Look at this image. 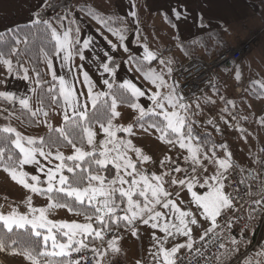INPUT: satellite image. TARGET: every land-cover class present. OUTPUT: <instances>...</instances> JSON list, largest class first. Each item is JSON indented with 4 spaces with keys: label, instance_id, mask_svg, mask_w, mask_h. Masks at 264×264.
<instances>
[{
    "label": "snow or ice",
    "instance_id": "6c2138e0",
    "mask_svg": "<svg viewBox=\"0 0 264 264\" xmlns=\"http://www.w3.org/2000/svg\"><path fill=\"white\" fill-rule=\"evenodd\" d=\"M128 2L126 15L138 24L137 5L134 0ZM53 7L51 0H42L31 19L54 42L49 51L40 50L50 80L36 67L27 66L21 59L26 53L19 48L7 56L0 53V86L5 89L0 91L4 105L0 115L7 113V120L20 111L30 124H42L48 130L44 136H32L11 123L0 126V170L26 192L21 202L25 211H19L20 205L7 212L0 210V252L20 256L25 264H111L105 258L109 252H121L123 234L140 239L147 227L151 230L147 264H192L193 260L195 264L201 260L227 264L242 245L250 244L232 235L234 226L239 228L238 210L244 207L238 185H245L244 195L251 198L248 219L254 213L264 214V156L253 161L257 169L236 180L237 165L228 145L217 144L209 133L195 132L194 117L201 115V104L189 102L180 91L171 59L141 44L138 29L140 50L133 54L125 43L129 28L124 17L116 16L124 26L114 29L112 16L81 7V12L117 39L113 43L105 36L110 51L98 49L94 37L82 36L72 9L56 15L59 28L45 19L43 13ZM165 15L175 18L172 27L178 30L191 9L187 0H176ZM197 19L200 27L206 26L202 14ZM21 42L27 44V36L17 40ZM121 49L127 58L118 62ZM53 58L59 60L60 72ZM75 58L80 63H73ZM93 64L100 72L95 79L87 70ZM122 65L124 76H120ZM133 72L139 75L130 76ZM233 76L241 79L239 68ZM9 80L25 82V91L11 90ZM253 83L260 87L257 97L264 96V81ZM30 94L36 95L39 107H32ZM220 99L234 107L231 100ZM204 103L215 101L207 98ZM121 108L133 114L127 123L121 122ZM50 112L60 117L58 126L51 122ZM204 119L221 131L214 120ZM259 123L264 126V119ZM153 136L164 150L149 154L146 146L134 142ZM254 186L258 199L252 196ZM34 196L46 198V205L34 206ZM58 209L83 220L51 219ZM197 229L202 230L198 240L194 238ZM177 237L184 239L181 242ZM209 242L216 248L210 254ZM244 256L242 264H264V246L255 255ZM136 264L146 262L141 259Z\"/></svg>",
    "mask_w": 264,
    "mask_h": 264
},
{
    "label": "crops",
    "instance_id": "0c3cea01",
    "mask_svg": "<svg viewBox=\"0 0 264 264\" xmlns=\"http://www.w3.org/2000/svg\"><path fill=\"white\" fill-rule=\"evenodd\" d=\"M94 1L98 2L101 6H113L116 3L122 9H130L128 0ZM41 3L42 0H0V32L19 24L31 23L32 13L34 10L39 9ZM175 3L176 0H155V2L145 0V6L147 8L155 9L160 14L162 13L163 17L155 21L154 26L151 25V28H146L145 31H143L142 27H139L140 41L146 43L147 39H155L157 35L165 38L164 33L171 32L170 39L176 41L179 50L182 42H193L198 44L196 56H210L225 47L238 46L252 34L258 35L256 43L248 54L243 55L236 62L222 64L217 71L211 87L202 91L189 101H196L201 104V110H198L201 112V115L194 117L197 120L194 129L200 133L211 134L212 140L217 144L221 142L226 143L229 150L233 153L235 163L247 169V172L248 170H254L258 165L253 161L259 158V148L264 141V126L259 123L261 119H264V96L261 98L257 97L256 93L260 91V87L258 84L253 83L255 80L264 81V0H187L189 8L191 9V15L186 21L179 24L178 30L172 27V24L175 23V18L170 15H165L166 10ZM75 6L80 12L79 15L77 11H73L82 25V36L94 37L98 49L110 51L107 41L104 38L106 36L110 40V34L96 20L91 17H83L85 12L80 11V8L83 7L81 4L77 2ZM198 13L205 17L204 23L206 26L203 28L199 26L200 22L197 19ZM126 17L129 19L128 16ZM145 32H147V35ZM136 39V32L133 34L130 32L127 42L134 54H137L140 50ZM203 39H206L207 42L204 43ZM155 43L157 51H159V43ZM53 60L54 66L60 72L59 60L55 58ZM250 61L253 64H250ZM73 63H80V61L78 58H75ZM124 67L122 65L120 76L125 75ZM237 68L242 72L241 79L238 81L233 76V70ZM44 70L47 72L45 65ZM87 70H89L94 79L100 75V72L97 71L94 64ZM129 75L139 74L133 72L129 73ZM77 87L83 86L78 84ZM9 88L17 92V94H20L25 91L26 85L21 80H9ZM30 95H32L31 101L35 103L33 94ZM221 96L225 100H231L234 107L233 105H225L224 100L220 99ZM197 98L199 99L197 100ZM207 98L215 101V104H205L204 101ZM35 106L37 107L36 104ZM193 108L195 109V104H193ZM225 108H227V111H224ZM120 110L123 121L127 123L133 114L124 108ZM256 116L260 118L259 121H252L251 118ZM205 117L214 120L221 131H215L212 125L206 123ZM225 120L228 121L227 125L224 123ZM239 129H244L245 131L240 132ZM134 142L138 145L143 144L142 140ZM156 143L159 145L156 148V153L164 150L162 144L158 141ZM11 185H14L13 181H11ZM13 188L15 189V187ZM200 191L203 192L204 189H200ZM150 231V229L144 227L140 239H133L135 244L131 245L134 246L135 253H138L140 256L147 257V250L151 244ZM201 231L197 229L194 232L195 239H198ZM128 236L127 234H123V238L119 241L121 251H127V248L121 241L129 243L126 239ZM183 239L182 237H177V240L181 242ZM246 247L247 245H242L240 252L234 254L227 264L237 258ZM115 255L109 252L108 257L105 258L106 261L111 260V264L116 263ZM243 260L244 258L232 264H242ZM17 262L18 264H25L22 258L17 260ZM0 263L8 264L1 256Z\"/></svg>",
    "mask_w": 264,
    "mask_h": 264
},
{
    "label": "rangeland",
    "instance_id": "374dc122",
    "mask_svg": "<svg viewBox=\"0 0 264 264\" xmlns=\"http://www.w3.org/2000/svg\"><path fill=\"white\" fill-rule=\"evenodd\" d=\"M152 1L155 2V0H152ZM77 2L79 4H81V6H83L85 8H90L94 12H98L99 14H101L105 17L112 16L113 18L110 21V23L114 29L124 26L121 24V22L119 20L116 19V16L118 15V16L124 17L125 23L127 24L128 28H129V33L131 32V34L136 32L137 29H138V31H140L139 27H142L143 31H145L146 28H151V25L154 26L155 21H158L163 17V14L162 13L160 14V12L155 11V9L147 8L145 6V0H134V2L137 5L136 10L138 12V21H139L138 24H135L131 17H129V19L126 17L127 12L130 10L129 8L128 9H122V8L118 7L116 5V3L113 6L110 5L107 7V6H101L98 2H96L94 0H74L73 1L74 4L69 9H72L73 11H77L79 15H80L79 9L75 6L77 4ZM61 8H63V7L59 3L58 5H55V7H53V9H54L53 12L51 11V8H49L47 10L48 12H52L51 14H53V15L51 17V20L53 22V26L57 27V28H59V26H58V22L54 18V14H56V13L58 14ZM64 9L67 11L66 8H64ZM160 10H165V9H160ZM73 15L77 18L76 14H74V12H73ZM83 17L86 18V17H90V16H88L87 12H85V15ZM128 20L130 22V26H129V23L127 22ZM65 23H67V22H65ZM79 26H80V28L82 27L81 23L79 24ZM135 27H137V28H135ZM108 33L111 36L110 40H112L113 43H117L116 37H114L110 32H108ZM145 33L147 35V32H145ZM148 33L151 35L150 32H148ZM164 35H165V38H162L159 35H157L155 37V39H147L146 43L149 45V48L152 51H157V47H156L155 42L159 43L160 50L157 52L162 54L163 57H166V58L171 59L173 61L172 65H171V67L173 68V74L172 75H173V79L175 81H177V79L175 77L176 67L180 63H182L184 60H186L187 58H190L192 56H187L184 53L182 55V53L180 52V50L178 49V47L176 45V41H173L170 39L171 32H168L167 34L164 33ZM252 35H256V38L254 40V44H255L257 41L258 35L257 34H252ZM252 35H250V36H252ZM144 37L146 38V36H144ZM247 39H245V40H247ZM125 43L128 44L127 41H125ZM143 43L144 42L141 41V44H143ZM133 44H134V42H133ZM246 54H248V53H246ZM198 57H203V56H198ZM120 58H125V59L127 58V54H125L122 51V49L117 54L118 62H120ZM250 64H253V63L250 61ZM44 65L46 66L45 61L43 59V66ZM152 66L156 67L157 65H156V63H154ZM47 75H48V73H47ZM2 90H5V89L3 88V86H0V91H2ZM188 101H190V100H188ZM31 104H32V107L35 109L36 108L35 104L37 105V103L36 102L34 103L33 101H31ZM16 106H18V105H16ZM37 107H38V105H37ZM6 115H7V113H3L2 115H0V126H3L4 124H7V123H11L12 126L16 127L19 131L23 132L25 135H32V136H42L45 132L48 131L47 128L45 126H43L42 124L39 126L38 125L29 126V125L24 124L21 119L16 118L17 115H15V114L6 120V119H4V116H6ZM50 116L54 117V119H52L51 122L54 125L58 126L60 123V117L58 115H56L55 112H50ZM251 119L254 122H258L260 118H258V116H256V117H253ZM121 122L126 123L123 120ZM142 142H143L142 145L146 146L145 149H146V151L149 152V154L156 153V148L159 145L156 143L154 136L149 138V139H144V140H142ZM64 151H65V154H69L70 150L64 149ZM236 165L239 169L242 168L237 163H236ZM257 168H258V166L255 169H257ZM244 170L245 171L242 173L246 177L248 172L246 171L247 169H244ZM13 187H15L16 190ZM256 188L257 187L254 186L252 189V192H254V190H256ZM25 194H26L25 190L21 186H18L15 182H14V185H11L10 177L6 173H4L3 170H0V210L7 212V211H10L13 207L20 205L19 211H21V212L25 211L26 207L21 203L25 197ZM46 203H47L46 198L39 197V196L33 197V205L36 207L45 206ZM243 212L247 214V225L249 224V230L248 229L247 230L249 231L250 239L251 240H254L255 238L257 239L256 250L254 253H252V255H255V253L261 251L262 246H264V214H255L254 213L253 218L248 219V207L245 210H243ZM50 218L53 220H68V221L80 220L81 222L83 220L82 217H76L72 213H69L66 209L56 210L53 214H51ZM237 238L238 237H236V239ZM126 239L129 241V243H124L122 241H121V243L127 248L128 252L126 250H122L119 254H116L115 255L116 263L121 262L120 264H136L137 260L143 259V260H145V262L147 264V257L140 256L138 253H135V250L133 248L134 246L131 245V244H135L133 241L134 238L128 236ZM240 240H242V239H240ZM0 256L8 264H18L17 260L21 259L20 256L10 254L9 252H0ZM243 258H245V257H243ZM0 264H2V263H0Z\"/></svg>",
    "mask_w": 264,
    "mask_h": 264
},
{
    "label": "built area",
    "instance_id": "2783aa9c",
    "mask_svg": "<svg viewBox=\"0 0 264 264\" xmlns=\"http://www.w3.org/2000/svg\"><path fill=\"white\" fill-rule=\"evenodd\" d=\"M255 38L256 35H252L247 40L241 42L236 47L223 48L210 56H203V57L192 56L184 60L182 63H180L176 67L175 77L177 81L180 83L181 85L180 91L186 95V99L190 100L196 95L200 94L202 91L209 89L213 84L214 78L217 75V71L221 67V65L223 63L236 62L240 60L243 57V55L249 53L254 45ZM262 148H264V141L261 143L259 148L260 157L264 156V153L261 152ZM233 176H235L236 180L245 177L243 173L239 171L238 167H237V171L233 173ZM233 184L235 186L234 181ZM238 187L241 189V196L244 197L242 201L244 207L238 210V214L241 216V219L238 221L239 228L234 226L232 235L238 237L237 240L242 239L244 241H250V244H248L247 247L242 251V253H240V255L229 264H232L235 261L245 257L244 256L245 253L252 255V253L255 252L257 247V239L255 238L254 240H251L249 237V231H248L249 224L247 225V214L243 212V210H245L248 207V205L251 203V198L249 196L244 195L243 190L245 188V185H238ZM228 190L232 191L231 188H229ZM257 192H258V187L256 188V190H254V192H252V196L256 199L259 198V196L256 195ZM240 228H243V232L240 231ZM225 235L227 234L225 233ZM215 251L216 248L212 247L211 242H209L208 245L209 254ZM112 264H116V263H112ZM192 264H195L194 260L192 261ZM200 264H205L204 260H201Z\"/></svg>",
    "mask_w": 264,
    "mask_h": 264
},
{
    "label": "trees",
    "instance_id": "16d2710c",
    "mask_svg": "<svg viewBox=\"0 0 264 264\" xmlns=\"http://www.w3.org/2000/svg\"><path fill=\"white\" fill-rule=\"evenodd\" d=\"M74 0H51L54 5H58L59 3L62 5L63 8L60 9L59 13L66 12L64 8L67 10L72 7ZM53 12L54 9L51 8ZM52 12L46 11L43 13L45 19H51ZM58 13V14H59ZM57 13L54 14V18L56 17ZM130 26L129 20L127 21ZM80 24V22H79ZM11 30V31H9ZM140 32V31H139ZM137 35V34H136ZM28 38V43L25 44L23 42L17 44V40L23 41L25 37ZM203 42L206 43V39H203ZM54 42L50 41L48 34L44 31V27L40 26H33L31 23L19 24L10 29L4 30L0 32V53H3L5 56L14 48H19L22 53H26L21 57V59L27 61V66L32 68L36 67L40 72L44 79L50 80V76L44 70L43 66V56L41 55V49L44 51H49L52 48V44ZM226 48V47H225ZM198 44L193 42H182L180 44V50L187 56H196L197 55ZM213 55V54H212ZM15 57L13 60L15 62ZM155 63V62H154ZM153 63V64H154ZM227 64V63H226ZM34 76V73H32ZM33 98L37 103L38 107L39 104L36 99V95L33 94ZM4 105L0 103V108H3ZM19 109L18 106H16ZM9 111H11V106H9ZM15 115L20 116V119L23 121L24 124L29 126H36V124H30L28 119L24 116L20 115V111H17ZM196 133L200 135H204L206 133H200L196 129H194ZM47 132H45L42 136H44ZM212 138V136H211ZM12 238L15 239L16 236L12 235ZM22 239H27V237H21Z\"/></svg>",
    "mask_w": 264,
    "mask_h": 264
}]
</instances>
